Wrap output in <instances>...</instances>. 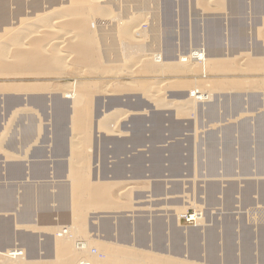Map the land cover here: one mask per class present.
Segmentation results:
<instances>
[{
    "label": "rangeland",
    "instance_id": "374dc122",
    "mask_svg": "<svg viewBox=\"0 0 264 264\" xmlns=\"http://www.w3.org/2000/svg\"><path fill=\"white\" fill-rule=\"evenodd\" d=\"M31 1L36 0H0V7L4 4L6 6L1 7L3 11L0 10V18L4 17L7 22L10 19L16 22L19 14L25 11L33 12ZM94 1H96L95 5L103 3L100 4L102 7L109 2L106 5L110 6V9L108 7L107 9L108 13L112 14L109 13L108 17L115 15L113 19L110 18L112 20L107 17L109 23L105 26L107 28L104 35L106 31L116 27V17L117 15L119 17L117 12L120 13L119 18L124 17L122 19L126 22H129L126 17L133 14L131 12L137 13L138 15L133 14L135 17L133 22L141 26L136 28H140V32H143L142 40L145 42L140 43L148 45L145 48L146 54L152 51L151 53L154 52L160 61L166 59L169 62L170 59L174 60L180 55H186L187 58L196 51L207 52L210 50V45L215 47L214 51L217 52L215 54L223 56L228 53L234 58L243 52L250 55L253 53V58L264 56V34H259L264 32L259 20L262 14L264 15V0H224L223 6L219 8L218 4H215L219 0L214 2H208L210 0ZM94 1L92 0L93 5ZM236 4L240 11L236 15H231L228 9L230 5ZM119 10L125 12L127 16L124 13L121 16L122 12ZM161 11L163 14L160 13ZM21 16L20 18L23 17ZM145 19L148 22L145 23ZM258 29H261V32H257ZM1 30L0 34H2ZM228 55L226 57H229ZM243 61L233 62L239 68L236 73L209 72V70L203 73L201 70V76V71L198 70L192 73L164 74L154 77L147 73L144 75L143 65L141 67L139 63L134 66L133 71L141 67L142 73L139 69V73L133 72L132 76L124 73L118 74V77L113 74L111 77L110 74L107 76L82 74L86 75L83 79L81 72L77 74L78 76L67 74V77L57 76L55 81H42L44 85L59 86L78 80L89 84L95 90L91 88L89 91L93 93L90 96L91 125L87 131L89 140L85 147H80L85 155L87 154L91 179L109 185L110 198L115 204L117 203L116 206H123L108 211L94 210L98 216L95 220L89 219L93 210L89 211L86 222L89 224L88 227L91 224V228L88 229L93 228L94 233V228H99L96 229V234L101 235L100 240L108 238L107 240L115 241L119 238L120 240L116 239L117 242L120 241L119 244L128 243L133 249L137 248L136 250L141 251L144 249L158 255L161 253L160 256H168L167 258L173 256L177 260L187 258L184 262L196 261L195 264L198 261L202 264H264V71L258 74L250 73L244 70ZM113 65L109 62L107 67ZM209 73H212L210 75L213 77ZM33 79L26 78L23 82L26 84ZM207 80L210 81L208 87L221 82L225 84L237 82L238 86L240 84L243 86H234L236 89L226 86L219 90L214 88L216 91L212 86L210 90L213 91L208 92L209 87L204 92L210 93L212 100H209L211 98L209 97L195 104L190 109L191 112L188 110L187 114L183 112L179 115L176 109L179 104L175 101L182 99L181 96L189 98L191 89L188 91L186 86L192 88L191 85L205 83ZM2 83L1 79L0 84ZM254 84L257 85L256 88H253ZM180 85L185 87L181 88ZM150 87L154 89L152 94L158 95L157 98H150L152 94L149 95L147 91ZM194 91L196 90L191 92ZM41 93L34 92L27 95L0 93V133L12 112L23 106L31 108L27 114L19 113L14 118L0 143V246L24 248L25 256H31V259L40 256L49 259L52 257L48 251L51 250L50 235L54 233L45 230L46 228H64L72 224L69 210L62 206L69 201V193L66 192L68 181L63 176H66L69 141L78 138V134L69 126L68 109L64 114L53 118V125L48 121L52 116L49 107L52 97L62 101V95L55 93L51 97L47 92ZM38 97L42 99V105H35L31 100ZM152 98H159L158 100H162L163 104L160 105L157 101L155 105L154 101H151ZM9 99L13 101L11 100L9 104L5 103ZM164 102L169 103L170 106H165ZM102 107L108 111L107 114H115L113 120L117 121L113 122L115 126L110 130L109 126L100 127L96 134L94 124L98 118L103 117ZM119 109L124 111L118 112ZM117 114H125V117H128L122 118V115L120 118ZM26 117H29V120L22 128L20 123ZM118 130L123 132L119 133ZM124 130L127 132L124 133ZM52 131L57 135L54 140L50 134ZM77 142L76 140L75 143ZM22 152L25 153L22 160L12 158ZM15 166L19 167L18 172L12 171ZM33 168L39 170L35 171ZM112 180H115V183L123 182L115 187V184L111 183ZM133 181L138 184H134ZM131 186L133 189H129ZM27 194H29L28 200L25 199ZM4 195L10 197L7 198L11 201L8 207L3 206L6 203L5 199H2ZM124 195L127 199H124ZM128 197L132 200L130 201L131 198ZM190 203L196 208L191 207ZM141 208L143 210L139 212ZM117 209L122 210L123 213ZM127 210L129 212L124 213ZM6 224L9 227L8 233L2 235L1 230H5ZM155 226L157 229H152ZM92 248V252L97 250L95 246ZM46 251L48 254L45 253Z\"/></svg>",
    "mask_w": 264,
    "mask_h": 264
},
{
    "label": "bare ground",
    "instance_id": "6f19581e",
    "mask_svg": "<svg viewBox=\"0 0 264 264\" xmlns=\"http://www.w3.org/2000/svg\"><path fill=\"white\" fill-rule=\"evenodd\" d=\"M46 1L47 2H45V3L38 2L37 0L34 2L31 1V2H33V6H32L33 12L30 13V12L25 11L24 13L19 14L20 16L21 15L23 16V17L21 16L22 18H20V16L17 15L19 17V19H17L16 22L10 21L11 19L9 20L10 22L9 21L7 22V20H4V17L0 18V23H1L0 29H2L1 30L2 34H0V80L2 79V81H3V83L0 84V93L4 94V93L11 92L13 94H26L27 95L28 93L33 94L34 92L35 93L36 92H40V93L41 92L42 93L47 92V94H49L51 97L55 93H60L62 95V98H61V99H63L62 101L58 100L57 98L52 97L53 99H51V101H50L51 106H49L52 116H50L51 120L49 119L48 121H49L50 125L51 124L53 125L54 124L53 118L55 116L57 117V115H60L62 113L64 114L65 110L68 109L69 110L68 111L69 126L72 127V128L70 127L71 129H73L72 131H74L78 134V138H74L72 141L71 140L69 141V150H68V154H67V158H66L67 163L65 166L66 167V174H65L66 176L65 177L63 176V178L67 179V181H68V190L66 192L69 193V201H68V203H66L64 205L62 204V206H64L66 209L69 210L68 212H70L72 224L70 226H67L64 228L49 227V228L45 229V230H48L49 232L52 231L54 233L52 235H50V233H48V235H50L52 237V241H51V245H50L51 250L48 251L49 253L52 254V255L50 254L52 256L50 259L44 258L41 256H40V258H32L31 259V256L28 255L30 258L25 256L26 252L23 250L24 248L22 249V248H18L15 246H10L8 248H4V247L1 248V246H0V264H195L196 261L194 263L184 262L187 258L185 260H183V259L177 260V259H175L176 257L174 258L173 256L171 258H167L168 256L167 257L166 256L165 257L160 256L161 253H159V255H158V253H156L157 254L156 255L152 251L151 252L153 254L150 253V251H145L144 249H143V251L136 250L137 248L133 249V248L129 247L128 246L129 244L128 243L126 244L124 240L123 241H124L125 245H127V246L122 245L121 243H120L121 244L120 245L118 243V242H120L119 238H116V239H119L118 242L116 241L115 238H114L115 241L112 240L113 242L110 239L107 240L108 238L106 240H100L101 235L96 234L97 233L96 229L99 230V228H94V233L92 231L93 228L91 230L88 229V228H91L90 227L91 224L88 227L89 224H87V222H86V216L89 213V211L93 210V213L91 214V217L89 219L95 220V219H98V216H96V212L94 210H107L108 211V210L116 209L117 207L122 206V205L116 206L117 203L115 204L112 201V198H110L111 187L109 185L102 183V182L101 183L94 182L92 180L93 178L91 179L92 176L89 175V172H88V170H90V169H88L89 164L87 163V158H86L87 154L85 155L84 150L81 148V147H85L88 143V140H89L87 137V135H88L87 131L91 125V121L89 119L90 118L89 113H90V107H91V105H90L91 100L90 99H92V98L90 96L93 94L92 92H91L92 93L91 94L89 91H91V88H92V90H94V89H93V87H90L89 84L84 83L82 80H81L82 82H78V80H75L72 83H68V84H64V85L62 84L59 86H54L56 84L44 85L42 83V81L51 82V81L57 80V76L63 77L64 75H66V77H67L68 76L67 74H69V75H71V74L77 75L78 74L79 75V73H81V72H82L81 75L87 74V75H91V76H93V74H97L98 76L99 75L107 76V74H110V76L109 75L108 76L111 77V74H113V75L118 77L119 75H121V73H124V75H131L132 76V74L134 72L133 71L134 66L138 65L139 63H141L140 64L141 67L143 65L142 70H144L143 71L144 75L147 73V74H150L151 76L154 75V77L155 76L157 77V76H162L164 74L165 75H167V74H170V75L173 74L174 75V73L175 74L176 73H178V74L192 73V72H196L198 70H200V71L202 70L203 73L207 72L208 70H209V72H222L223 71L226 73H236L239 71V68L236 65H234L235 63H233V62L234 61L236 62L237 60H241V62H242V60H244L243 61L245 63L244 70H246L250 73L256 72L258 74L261 71H264V59H263L264 56H256V58H253L252 57L253 53H251V55H250L249 53L243 52L242 54H239L238 57L233 58L231 56L232 57L231 58L229 56L230 54L228 55V53H227V55L229 57H226L227 56V55H225L226 53H223L225 55V56H223V55L215 54V53H217V52H215L216 50L213 52H211L212 50H207V52H206V50H204V51H202L203 53L201 51H196L194 53H191V54H189V56L187 58L185 57L186 55L185 56L180 55V56H178V58L176 57V59H174V60L170 59L169 62L166 61V59L162 60L161 58H160L161 59V61H160V60H158V57L155 55L154 52H153L154 54L151 53L152 51L150 53L147 51L148 54L145 53L146 52L145 48H146L147 44L146 45L142 44V43H145L142 40V38L144 37L143 32H140V28H136V27H139L140 25L137 26V24L135 22H133L134 21V19H133L134 12H131L133 14H131L130 17H129L130 14L128 15V18L126 17V19H128L127 21H129V22H126V20L122 19L124 17L119 18L120 13L117 12L119 14V17H118V15H117L118 18L116 17V20H117V21H115L117 23L116 27H113V28H111L110 31H108V32H113V33L111 34V33H108L106 31V34L104 35V31L107 28V27L105 28V26L109 23L107 21V17L110 15L109 13H111V12L108 13V9H107V7L109 8L110 6L106 5V4H109V2L106 4L104 3L106 7L104 5H103L104 7H102V5H100V4H103V3H100V4L98 3L99 5L98 4L95 5L96 1H94V0H93L94 5L92 4L93 3L92 0H46ZM208 2H214V0H212V1L210 0ZM46 4H47V6H46ZM209 4H211V3H209ZM215 4L216 5L218 4L217 5L218 8L222 7L224 4V0H219V2L218 3L215 2ZM216 5H215V7H216ZM227 5H228V3H227ZM4 6H5V4H4ZM4 6H1V7H4ZM0 10H2V8ZM228 10L230 11L231 15H234V14L236 15L240 11L239 6H237V4L233 5V6L230 5ZM119 11H121V10H119ZM162 11L160 13H162ZM121 12H122L121 16L123 15V13L125 15V12H123V11H121ZM135 14H137V13H135ZM30 15H32V16L28 17ZM111 16H110V18L113 19V17L115 15H113V17H111ZM125 16H127V15H125ZM140 16H143V15H140ZM13 18L16 19L15 17H13ZM110 18H109V20H112ZM259 20L261 22L260 25L262 27H264V15L263 14ZM140 21L143 22V20H140ZM140 21H139V23H140ZM146 21L147 20L145 19V23H146ZM131 22L134 23V25H132ZM135 24H136V26H135ZM140 24H142V23H140ZM114 26H115V24H114ZM261 26H259V27H261ZM109 27H108V29H109ZM262 27H261V29H262ZM133 29H134V31H133ZM261 29L260 30L258 29L257 32H259V31L261 32ZM239 30H241V29L239 28ZM100 32H101V34H100ZM259 34L263 35L264 32L259 33ZM106 35H110V36L108 37ZM257 37H259V36H257ZM239 38H240V36H239ZM259 39H260V37H259ZM260 41H261V39H260ZM140 42H142V43H140ZM244 42H246V41H244ZM103 44H108V45L107 46L105 45L106 46L105 47ZM99 46H102V47H99ZM244 46H245V44H244ZM147 47H148V45H147ZM212 47H214V46H212ZM214 49H215V47H214ZM220 52H222V51H220ZM257 55H259V54H257ZM109 62L113 63L114 65L111 67H107V64H109ZM241 64L242 63H240V65ZM185 66H187V67H185ZM141 67L136 69L135 72L136 71L138 72V70ZM202 71H201V73L199 72L201 76H202ZM135 72H134V74H135ZM139 72L142 73L141 69ZM206 74L208 75V73H206ZM210 74H212V73H209V75ZM83 76H84L83 79H85L86 75H82V77ZM135 76H137V75H135ZM79 77H81V76H79ZM148 77H150V76H148ZM211 77H213V76H211ZM26 78H34V79L32 80V82L24 84L23 80H25ZM127 78H130V77H127ZM102 79H105V78H102ZM131 79H133V78H131ZM98 80H99V78H98ZM21 82H23V83H21ZM164 82H166V81H164ZM209 82L210 81L207 80V82L205 81V83H197V84L195 83V85L190 86L192 88H188L189 86L187 85L186 86L187 90L191 89L190 91L188 90L189 91V98L187 99V96L186 97L181 96L182 99H180V100L177 99V101H175V103L178 102V104H179V105L177 104L178 105L177 108H176L175 103L172 101L174 103V106H175L174 108H176L178 113H180L179 115H181V113L183 114V112L184 113L186 111L188 112V110L192 109L195 104H198V102L204 101V100L208 99L209 97H211V98H209V100H212V96L208 92L213 91L214 88L215 89L217 88V90H219V89H224L226 86V87H233V89H234L235 88L234 86L239 85L237 82H232V83L226 82V84H225V82H221L219 84L212 85L213 89L210 90L212 88V86L211 87L209 86L210 88L208 87L207 84H209ZM254 85H253V88H256L257 85H255V87H254ZM182 86H184V85H182ZM182 86L180 85L181 88H182ZM240 86L242 87L243 84L242 85L240 84ZM240 86H238V87H240ZM251 86H252V84H251ZM244 87L247 88V86H245V85H244ZM248 87H250V85H248ZM208 88H209V90H208ZM205 89H206V91L208 90V92H204ZM152 90H154V89L151 87H150V90H147V91H149V95L154 93V92H152ZM193 90H196V91L191 92ZM155 92H157V90ZM109 93H111V92H109ZM155 95L156 94L150 95V98L151 97L157 98L158 95H156V96ZM146 96H147V94H146ZM153 98L151 99V101L152 102L154 101L155 105H157L155 103L157 101H158L157 102L158 104H160V105L163 104L162 100H160V101L158 100L159 98L158 99H153ZM30 99H29V102H30ZM213 99H214V97H213ZM11 100L12 99H9V100L5 101V103L9 104V102ZM31 100H33V103L35 105H42V99L39 97L35 98V99L33 98ZM148 100L150 101V99H148ZM167 102H170V101H167ZM5 103H4V105H5ZM105 103H106V101H105ZM165 104H166L165 106H170L169 103H165ZM165 106H163V107H165ZM29 107L23 106L21 108L16 109L14 112L11 113L7 122L6 123L4 122L5 127L2 131V133H0V143L3 139V137L5 136L4 133L5 134L7 133L5 131H7L10 124L14 121V118H16V116L19 113L27 114L31 109ZM120 110H122V112L124 111L123 109H119L118 112ZM211 110H212V108H211ZM126 111L128 112V110H126ZM126 111H125V113H126ZM191 111L192 110H190V112ZM107 112L108 111L104 107H102L101 113H104L103 117L101 116L100 119L98 118L94 124V131H96V134H97V130L99 131L100 127L104 128L106 126H109L108 128L110 130V128H113L115 126V123L117 121V120L116 121L113 120L115 114L110 113L111 114L110 115L109 113L107 114ZM145 112H147V111H145ZM187 112L185 114H187ZM129 113H131V112H129ZM127 114H126V116H127ZM135 114H137V113H135ZM122 115H120V118H121V116H122V118L128 117V116L125 117V114H122ZM115 119H117V118H115ZM28 120H29V117H26L23 120V122L20 123V127H22V128L25 127L27 125L26 121H28ZM5 121H6V119H5ZM59 121L61 122V120H59ZM92 122H94V121H92ZM113 122H115V123H113ZM39 126H38V128H39ZM38 128H36L37 131H39ZM119 128H121V127H119ZM111 131H112V129H111ZM118 131H119V133L123 132V131L120 132V130H118ZM125 132H127V131L124 130V133ZM50 134L53 137L52 138L53 140L55 139V137H57V135L54 134L53 131ZM76 137H77V135H76ZM131 137H132V135H131ZM76 140L78 141L77 143H75ZM4 152L6 153V151H4ZM5 153H4V155H5ZM240 155H241V153H240ZM6 156H8L7 153H6ZM242 156L244 157V155H242ZM24 157H25V153H23V152L19 153L18 155L12 156V158L16 159V160H18V159L22 160ZM2 159H4V158H2ZM5 160H6V158H5ZM241 160H243V159H241ZM245 164H247V163L245 162ZM12 169H13L12 170L13 172H18L20 170L19 167H16V166ZM108 177H110V175H108ZM117 177H119L118 174H117ZM110 178H112V177H110ZM122 178H123V176H122ZM105 180H107V179H105ZM131 180H133V178ZM112 181H114V182H112ZM112 181H111V183L115 184L114 185L115 187L118 186L117 184L120 185L123 182L122 181L121 183H119V182L115 183L116 182L115 180H112ZM124 182H126V181L124 180ZM137 182L140 183L142 181L140 180ZM108 183L110 185H112L110 182H108ZM133 183L135 184L136 182L133 181ZM133 183L131 185H133ZM128 184H130V183H128ZM136 184H138V183H136ZM131 188L133 189V186H131L129 189H131ZM125 189L127 190L128 188L125 186ZM129 192H131V191H129ZM125 195H124V199H127L125 197ZM28 196H29V194L26 195L25 199L27 198V200H28L29 199ZM8 197H9V195H4V197H2V199H5L4 202H6L3 205L4 207L5 206L8 207V204L11 205L10 199H7ZM128 198H131V197H128ZM129 200L131 201L132 198ZM25 202H26V200H25ZM190 204H191V207H195V206H193L194 205L193 203H190ZM137 207H138V205H137ZM189 207H190V205H189ZM253 207H254V205H253ZM122 208H123V206H122ZM145 208H147V207H145ZM124 209H125V207H124ZM135 209H136V207H135ZM142 210H143V208H141V210H139V212ZM118 211H122V210H118ZM195 211L196 210H194V212ZM126 212L128 213L129 211L127 210L124 213H126ZM144 212H145V209H144ZM122 213H123V211H122ZM193 218L196 221L195 215L193 216ZM89 219H88V221H89ZM137 222H139V221H137ZM175 223H177V222H175ZM7 225L8 224L4 225L5 226L4 231L1 230V233H3L2 235L8 233L9 227H7ZM92 225H94V224L92 223ZM197 225L198 224H196V226ZM16 226H17V224H16ZM16 226H14V227H16ZM30 226L31 225H29V227ZM110 226H108V227L110 228ZM205 227H207L206 224H205ZM152 229H157V228L155 226V228H152ZM123 230L124 229H122V231ZM90 232H92V234H90ZM200 233H201V231H200ZM144 234H146V233H144ZM10 236H12V235H10ZM123 236H125V235H123ZM148 238H149V236H148ZM154 239H155V237H154ZM204 239H205V236H204ZM126 242H127V240H126ZM133 242H134V240H133ZM142 245H143V243H142ZM92 246H95L97 250L92 252V249H93ZM142 248H143V246H142ZM48 252L46 251L45 253L48 254ZM167 254H169V253H167ZM50 255H49V257H50ZM100 255H101V257L99 258ZM162 255H164V254H162ZM169 256H170V254H169ZM198 263L200 264L201 262L198 261Z\"/></svg>",
    "mask_w": 264,
    "mask_h": 264
},
{
    "label": "crops",
    "instance_id": "0c3cea01",
    "mask_svg": "<svg viewBox=\"0 0 264 264\" xmlns=\"http://www.w3.org/2000/svg\"><path fill=\"white\" fill-rule=\"evenodd\" d=\"M211 31V30H210ZM210 50H212L211 52H213L214 51V47H212V45L210 46V48H209ZM218 55H222V54H218Z\"/></svg>",
    "mask_w": 264,
    "mask_h": 264
}]
</instances>
